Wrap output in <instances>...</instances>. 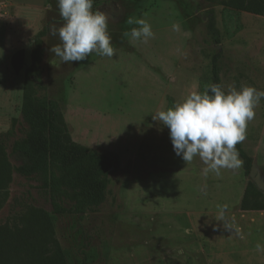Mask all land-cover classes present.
<instances>
[{
  "label": "rangeland",
  "instance_id": "374dc122",
  "mask_svg": "<svg viewBox=\"0 0 264 264\" xmlns=\"http://www.w3.org/2000/svg\"><path fill=\"white\" fill-rule=\"evenodd\" d=\"M223 0H105L93 10L109 17L113 57L95 52L65 64L50 52L59 37L50 26L63 23L57 0H0V152L8 167L1 176L0 228H15L29 208L52 213L42 175L25 177L11 154L29 132L22 115L25 69L36 36L44 38L39 93L60 105L67 141L107 155L112 162L104 202L79 216L52 214L67 264H264V212H243L249 182L241 167L204 173L197 156L187 164L173 150L169 129L153 114L182 103L212 83V58L221 53V86L264 91V17L224 7ZM51 5V7H49ZM210 17L220 32L216 45ZM137 19L154 32L147 42L132 40ZM178 27L174 28L173 26ZM24 50L20 73L11 65ZM241 142L264 187V99ZM262 192L264 190L259 188ZM64 206L73 205L61 197ZM244 238L215 228L217 205Z\"/></svg>",
  "mask_w": 264,
  "mask_h": 264
},
{
  "label": "trees",
  "instance_id": "16d2710c",
  "mask_svg": "<svg viewBox=\"0 0 264 264\" xmlns=\"http://www.w3.org/2000/svg\"><path fill=\"white\" fill-rule=\"evenodd\" d=\"M105 0H94L93 5ZM224 7L264 17V0H223ZM208 32L220 45V32L210 17ZM47 29L38 33L31 54V64L25 69L22 115L29 126L25 138L14 143L11 154L19 161L17 170L25 177L42 175L43 187L50 194L53 211L29 208L22 224L15 228H0V264H67L66 256L56 237L51 215H74L80 218L96 209L104 200L110 184L111 159L84 145L68 142V128L62 121L57 101L41 96L42 62L45 55L44 38ZM221 53L212 58V83L221 85ZM11 65L20 73L26 65L24 50L15 52ZM236 148L242 167L250 175L253 161L243 149ZM0 152V186L8 165ZM73 205L64 206L61 197ZM243 212H264V192L254 182L245 188L240 203Z\"/></svg>",
  "mask_w": 264,
  "mask_h": 264
},
{
  "label": "clouds",
  "instance_id": "9594fccd",
  "mask_svg": "<svg viewBox=\"0 0 264 264\" xmlns=\"http://www.w3.org/2000/svg\"><path fill=\"white\" fill-rule=\"evenodd\" d=\"M94 0H57L59 15L63 21L57 28L50 26V34L58 36L60 44L50 52L55 64L83 61L92 53L113 57L115 48L108 32L109 17L106 13L93 10ZM51 7V5H49ZM130 33L132 40L147 42L154 37L152 26L145 19L135 21ZM178 27L177 25L173 26ZM264 99V91L252 86L225 90L219 84H211L203 93L191 92L179 104L153 114L169 129L175 154L187 164L199 157L207 166L204 173L221 175V169H236L242 161L236 148L246 139L248 122L253 120L255 108ZM214 227L235 233L243 239L241 229L227 215L228 205H217ZM257 252H264V244L257 243Z\"/></svg>",
  "mask_w": 264,
  "mask_h": 264
},
{
  "label": "water",
  "instance_id": "95a60500",
  "mask_svg": "<svg viewBox=\"0 0 264 264\" xmlns=\"http://www.w3.org/2000/svg\"><path fill=\"white\" fill-rule=\"evenodd\" d=\"M257 171L255 166H252L251 172H250V176L253 178L254 183L258 186V188H262L264 190V187L261 185V181L256 177L257 175Z\"/></svg>",
  "mask_w": 264,
  "mask_h": 264
}]
</instances>
